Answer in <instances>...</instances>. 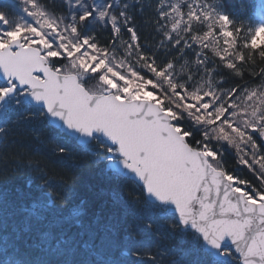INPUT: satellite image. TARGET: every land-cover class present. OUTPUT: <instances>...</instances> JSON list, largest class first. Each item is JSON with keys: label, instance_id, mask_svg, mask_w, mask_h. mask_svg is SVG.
Here are the masks:
<instances>
[{"label": "snow or ice", "instance_id": "6c2138e0", "mask_svg": "<svg viewBox=\"0 0 264 264\" xmlns=\"http://www.w3.org/2000/svg\"><path fill=\"white\" fill-rule=\"evenodd\" d=\"M26 3L29 7L22 11L33 18L31 24L9 28L7 17L0 12V103L16 98L17 103L24 100L41 109L47 107L59 127L89 137L80 141L84 150L103 132L109 155L118 157L119 166L143 181L140 188L147 191L150 203L159 205L158 214L171 210L169 202L175 206L177 223L192 228L204 245L209 264L224 255L233 257L237 264H264V143L257 142L264 141V67L258 74V85L228 88L220 94L211 86L214 69L207 67L210 47L217 62L242 78L241 64H255L257 55L264 60V23L241 37V28H233L227 15L210 9L204 0H172L170 4L163 0L157 5L162 26L157 28L161 32L159 43L170 45L165 55L192 52L209 77L205 89L195 84L194 74L183 81L174 79L171 73L175 60L161 63L157 55L143 49L137 57L142 67L130 64L117 68L110 63L109 43L115 47L129 37L127 44L133 50L140 48L128 12L129 0L119 4L117 10L113 0L99 8L91 0H61L65 14L60 22L47 17L39 0ZM74 9L81 10L79 15ZM96 25L110 29L112 40L103 47L95 32H82L85 26ZM65 62L73 64L74 74L65 73ZM85 75L100 80V94L82 88L80 77ZM250 75H257L254 69ZM161 80L167 81L168 95L174 98L179 111L163 99L158 87ZM241 108L245 111L239 113ZM185 112L204 125V141L194 140L184 127L181 116ZM209 134L228 145L240 141L245 152L240 165L259 179V187L215 163L222 153L211 147ZM28 168L33 176L31 163ZM37 172L45 174L42 168ZM106 172L110 178L123 174L113 164ZM45 195L51 196L52 192ZM111 195L115 199V193ZM51 205V200L34 202L31 215L44 220ZM82 214L74 207L56 223H71ZM75 224L83 236L86 226L79 219ZM101 228L105 231L103 247L90 255L96 264H118L105 253L118 246L119 229L115 225ZM95 235L89 231V240L82 247L91 249ZM74 238L61 236L53 244V236L47 232L41 243L53 255H71L75 249L68 245ZM184 255L191 253L186 251Z\"/></svg>", "mask_w": 264, "mask_h": 264}, {"label": "trees", "instance_id": "16d2710c", "mask_svg": "<svg viewBox=\"0 0 264 264\" xmlns=\"http://www.w3.org/2000/svg\"><path fill=\"white\" fill-rule=\"evenodd\" d=\"M39 2L51 12L55 9L56 3L53 1ZM118 2L123 5L128 0ZM162 2L163 0H139V3H136V0H129L131 4L128 12L133 17L132 24L136 29V35L139 36L140 48L133 50L127 44L130 38L125 37L124 41H118L115 47L109 43V54L135 64L138 68L142 67L137 59L140 49L145 53L157 55L161 63L170 59L175 60V67L171 73L174 79L183 81L189 74H194L195 84L207 89L209 77L196 63L197 58L192 52L181 55L177 51L165 55L170 45H160L161 32L157 31L158 27L162 29L158 23L157 8ZM167 2L170 4L172 0ZM204 2L215 12L227 15L233 22V28H241L239 33L241 37L255 28L250 15L252 5L250 0H204ZM119 4L115 10L119 8ZM122 31L125 30L122 28ZM88 32L96 33L102 47L112 40L110 29L97 28ZM207 56L209 58L207 67L214 69L210 78L211 86L218 94L228 88H247L261 82L258 74L264 67V60L258 55L255 57V64L240 65L244 70L242 78H238L235 72L228 71L217 62L210 47L207 49ZM253 69L257 75H250ZM164 81L167 83L166 80H162L163 83ZM165 92L168 93V89L165 88ZM172 103V100L169 101V104ZM181 122L186 130L192 133L194 140L204 141V128L189 120L181 119ZM0 129H3L0 131V164L3 166L0 167V181L3 185L0 187V215L10 217L11 213H16L14 225L8 227L7 231L0 222V237L5 241V247L0 248V264H15V261L21 259L24 264H47L40 262L38 254L28 252L29 245L48 252L41 243L43 234L47 232H51L53 244L61 236L65 239L75 237L68 245L74 247L75 251L64 258L63 261L66 263L62 264H96L95 257L91 256L90 252L99 251L103 247L101 241L105 231L101 228L102 225H115L119 229L118 246L115 249H108L105 253L112 255L118 264H193V260L195 264H209V258L203 252L200 242L190 233L180 232L173 218L165 213L159 215L158 207L145 201L136 184L120 176L109 177L105 164L112 160L113 156L109 155L104 144L93 142L87 146V150L76 146L63 134L49 128L40 110L27 107L22 100L17 103L16 98L11 99L9 105H2L0 108ZM208 142L215 151L222 153L216 161L220 168L250 181L257 187L260 186L259 179L247 167L240 165V158L245 155L240 142L234 147L226 143ZM257 142L264 143L260 140ZM241 153L243 155L240 157ZM29 163L33 166L35 173L33 176L27 170ZM20 167L24 168L23 171H18ZM39 168L44 170V175L38 174ZM16 174H19V177L14 185L11 179ZM40 178H43V183ZM27 183H30L32 189L39 187L40 190L36 192L42 197H45L49 190L54 195H68L72 199L67 198L61 204L69 206L70 209L75 207L83 214L74 217L71 223L57 224L56 221L69 212L61 214L60 211L50 208L44 220H37L31 215L33 202L30 199L25 200L24 204H9V200L16 198L18 186L25 188ZM112 193H115V199ZM77 219L90 220L83 236L79 235L82 229L75 224ZM89 231L98 232L99 236L95 235L90 241L91 249H85L82 245L89 240ZM28 240L32 242L28 244ZM186 251H190L191 255H184ZM124 252L127 254L124 255ZM162 252L165 255H161ZM48 253L42 257L52 260V254ZM215 264H236V260L230 256L228 261H215Z\"/></svg>", "mask_w": 264, "mask_h": 264}, {"label": "rangeland", "instance_id": "374dc122", "mask_svg": "<svg viewBox=\"0 0 264 264\" xmlns=\"http://www.w3.org/2000/svg\"><path fill=\"white\" fill-rule=\"evenodd\" d=\"M52 1L56 3V6H55L56 10L54 9V10H52V12L50 11V9H48L46 6H44L41 2H39V5L41 8H43L45 10V12L47 13V17L49 19L60 22L61 17L65 14V9L63 8V11H61V8L63 7L61 0H49V2H52ZM106 2H108V0H91V4L96 6L97 8L103 7V5ZM113 3H114V10H115V8L118 7L119 2H118V0H113ZM28 7H29V5L26 3V0H0V12H3L5 14V16L7 17L8 22H9L8 23L9 28L13 27L16 24H24V23L31 24L33 22V18L25 15V12L22 11V9H25ZM73 11L75 12L76 15H79L81 10L80 9H74ZM55 13H57L58 15ZM0 27H3V26L0 25ZM97 28H101V27L99 25L92 26V27L85 26V28L82 30V32H84V31L88 32L89 30H93V29H97ZM103 29H106V28H103ZM66 36L71 37V33H66ZM66 43H67V41H66ZM109 57H110V63L117 68H120V67L127 68V66L130 65L129 62H127L123 59H119V58H116L114 56H111L110 54H109ZM62 67L64 68V71L66 74H74V66L71 62H65L62 65ZM80 83L86 88L87 91H89L91 93H101L102 85H101V82L98 78L92 79V78H89L87 75H85V76L80 77ZM198 86H200V85H198ZM158 87L160 88V91L163 95V99L165 100V102L169 103V101L172 100L173 106H175L176 110L179 111V106L174 104V98L169 96L168 93L165 92V88L168 89V84L165 83V81L163 83L161 80L160 85ZM245 99H247V97ZM237 111L239 113H242L245 111V109L241 108V109H238ZM248 111H249V116H250L251 112H250V110H248ZM181 119L182 120H184V119L189 120L192 123L194 122V123L200 125L202 128H204V135H206L207 130L205 129L203 124H201L197 121L195 116H191L185 112L182 114ZM208 141L214 142V143L219 142L216 139L215 135H213V134H209ZM238 142H240V141L235 140L234 144H231L230 147L231 146L234 147V145H236ZM219 143L224 144L222 142H219ZM242 155L243 154L241 153L240 157ZM240 159H242V158H240ZM215 163L217 164L216 161H215Z\"/></svg>", "mask_w": 264, "mask_h": 264}, {"label": "bare ground", "instance_id": "6f19581e", "mask_svg": "<svg viewBox=\"0 0 264 264\" xmlns=\"http://www.w3.org/2000/svg\"><path fill=\"white\" fill-rule=\"evenodd\" d=\"M29 107V106H27ZM29 108H32V107H29ZM32 109H35V108H32ZM35 110H39V109H35ZM1 165V164H0ZM0 167H3L2 165ZM5 168V167H4ZM3 168V169H4ZM24 168L20 167L18 169V171H23ZM6 170V169H5ZM28 172H29V169L27 168ZM30 174V172H29ZM33 174L34 171H33ZM32 175V174H31ZM18 177H19V174H16L12 177V184H16V182L18 181ZM42 180V183H43V178H40ZM3 185L1 184V181H0V187H2ZM33 188V187H32ZM31 187L28 188L27 185L25 188H20L18 186V189H16V198L14 199H11L8 201L9 204H16V205H19V204H22L25 200L27 199H30L33 203L34 202H38L40 200H45V202H47L48 200H51L52 201V205H51V208L54 209L55 211H60L61 212H69L70 210V207L69 206H63L61 203H63L67 198H70L72 199L71 197H69L68 195L66 196H60V195H54V193L51 195V196H45V197H42L40 196V194H38L36 191L37 190H40L39 187H36L35 189H32ZM32 189V190H31ZM62 214V213H61ZM83 224L86 226V225H89L90 224V220H85L83 219L82 220ZM96 233V236H99L98 232H95ZM2 240V237H0V242ZM32 241L31 240H28V244H30ZM5 243V241H4ZM3 243V246L5 247ZM32 245H29L28 246V252L30 254H34V255H37L39 256V260L41 263H47V264H62V263H66L64 262V258H67L69 257L68 255H53L51 256V259H48V258H43V254H49L48 252H44V251H41L38 249V247L36 246H32ZM40 251V252H39ZM39 252V253H38ZM57 260V261H56ZM68 264V263H67Z\"/></svg>", "mask_w": 264, "mask_h": 264}, {"label": "water", "instance_id": "95a60500", "mask_svg": "<svg viewBox=\"0 0 264 264\" xmlns=\"http://www.w3.org/2000/svg\"><path fill=\"white\" fill-rule=\"evenodd\" d=\"M81 86H82V85H81ZM82 88H83L84 90H86L83 86H82ZM86 91H87V90H86ZM87 92H88V91H87ZM88 93H89V92H88ZM25 99H27V98H25ZM3 102H6V100H4ZM23 103L26 104V105L29 106V107H32V108H35V109H39L40 111H42L43 116H44V119H45V121H46V123H47V125H48L49 127L53 128V129H55V130H58V131L62 132L64 135L70 137L71 139L74 140V142H75L77 145L82 146L81 143H80V141H81L82 139H83V140H87V139H89V137H86V136L81 137L79 133H76V132L71 131V130H66V128H61V127H59V125L57 124L56 120H54V119L52 118L51 114L48 112L47 107L41 109V107H40L38 104H35V103H32V102L25 103L24 100H23ZM98 135H99L100 138H99V139H91V142H92L93 140H98L99 142H102V143L106 144V143H105V139H106V138H105L104 133L101 132V133H99ZM91 142H90V143H91ZM90 143H89V144H90ZM89 144H88V145H89ZM118 159H119L118 157H115V160H114V161L107 163L106 166H105V169H107V167H108L109 164L116 165V166L119 168V171H120L121 173H123V174H122L123 177L128 178V179L134 181L135 183H137V184H139V185L142 184L143 181L140 180V178L137 177L136 174H135L134 172H132L131 170H128V169H124L122 166H119V165H118V163H117V162H118ZM138 181H139V182H138ZM143 194H144L145 198L148 196V193H147L146 190L143 191ZM153 198H155V197H153ZM146 200H147V198H146ZM147 201H148V200H147ZM148 202H149V201H148ZM149 203H150V202H149ZM158 203H159V201H158ZM150 204H152V203H150ZM153 205H154V204H153ZM155 205H158V204H155ZM158 206H159V205H158ZM168 207H169V209H171V210H170V211H167V214H169V215L175 217L176 220H177L179 214L175 211V206H174L173 204H171V202H169V203H168ZM197 207H198V205H197ZM178 225L180 226V230H181L182 232H190L191 234H194V235H195V232L192 230V228H191L190 226H185V225H181V224H178ZM201 245H202V249H203V248H204V245H203L202 241H201ZM228 257H229L228 255H224V256H221V257H217L216 260H221V259L226 260V259H228Z\"/></svg>", "mask_w": 264, "mask_h": 264}]
</instances>
